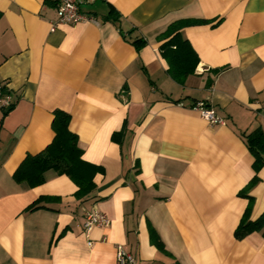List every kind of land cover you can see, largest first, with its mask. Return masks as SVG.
Returning a JSON list of instances; mask_svg holds the SVG:
<instances>
[{
	"label": "crops",
	"instance_id": "1",
	"mask_svg": "<svg viewBox=\"0 0 264 264\" xmlns=\"http://www.w3.org/2000/svg\"><path fill=\"white\" fill-rule=\"evenodd\" d=\"M57 3L0 0V83L14 105L3 120L0 109V264H117L118 248L135 264H264V229L234 236L249 203L250 221L264 214V167L244 139L264 133V0H79L95 22L51 32ZM181 20L196 22L180 33L199 63L179 83L159 36ZM56 111L101 169L82 199L54 171L36 187L13 179L52 141ZM256 174L249 202L239 193ZM93 208L110 225L85 234Z\"/></svg>",
	"mask_w": 264,
	"mask_h": 264
},
{
	"label": "trees",
	"instance_id": "2",
	"mask_svg": "<svg viewBox=\"0 0 264 264\" xmlns=\"http://www.w3.org/2000/svg\"><path fill=\"white\" fill-rule=\"evenodd\" d=\"M196 24L194 21L181 20L171 24L159 38L166 40L160 50L168 64V75L176 82L182 83L186 77L193 74L199 63V59L191 48L189 42L184 39L180 30L184 27ZM135 43H142L141 40ZM10 94L6 87L0 83V96ZM14 108L12 104L7 109H2V120ZM1 120V121H2ZM70 117L62 111H56L52 120L53 139L41 152L35 155H26L16 171L13 179L17 183H27L30 187H36L44 183V174L54 171L57 175L67 176L76 186L75 196L82 199L94 189L93 177L101 171L99 167L85 162L82 159L83 152L78 145L77 136L68 129ZM117 139V134L113 136ZM246 145L254 158L255 172L264 167V133L256 128L248 135H244ZM258 182L257 174L250 180L247 186L239 193V196L248 198L250 190ZM44 199H39L28 207V211L38 209V204ZM251 211L250 203L246 208L238 227L234 232L236 238L264 229V214L256 221L249 220ZM150 241L159 250L165 251L162 242L153 230H150Z\"/></svg>",
	"mask_w": 264,
	"mask_h": 264
},
{
	"label": "built area",
	"instance_id": "3",
	"mask_svg": "<svg viewBox=\"0 0 264 264\" xmlns=\"http://www.w3.org/2000/svg\"><path fill=\"white\" fill-rule=\"evenodd\" d=\"M80 22H95V20L91 16L81 12L79 0H58L55 19L51 24L50 31L54 32L57 27L61 25L76 24ZM12 104L10 94L0 96V109H7ZM192 109L196 110L209 125H225V120L219 117L205 102L195 103ZM109 225L110 220L107 216L93 208L85 215L83 230L85 234H89L94 228H105ZM116 262L117 264H135V259L132 254L126 252L122 248H118L116 252Z\"/></svg>",
	"mask_w": 264,
	"mask_h": 264
}]
</instances>
